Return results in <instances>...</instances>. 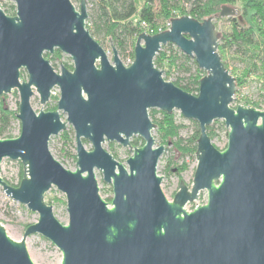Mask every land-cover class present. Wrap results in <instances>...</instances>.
<instances>
[{
  "label": "water",
  "instance_id": "95a60500",
  "mask_svg": "<svg viewBox=\"0 0 264 264\" xmlns=\"http://www.w3.org/2000/svg\"><path fill=\"white\" fill-rule=\"evenodd\" d=\"M10 1L14 16L0 9V97L17 91L20 131L16 138L0 140V164L20 162L23 176L17 187L0 178V188L38 220L20 242L0 225V264H33L25 246L31 235L52 243L61 252V264H264V110L234 100L235 78L217 52L213 18L185 15L171 20L166 31L141 33L132 63L124 66L113 47L110 61L90 35L86 0L78 10L70 0ZM236 13L223 6L218 17ZM167 45L206 73L197 95L165 81L154 66ZM56 50L71 59L72 70L54 71L44 54ZM54 88L57 109L34 112V93L44 106ZM150 110L178 111L199 129L192 184L188 188L180 181L171 202L157 175L158 161L169 149L155 143ZM215 121L228 129L223 151L207 135ZM67 125L75 138L74 171L48 148ZM133 137L143 145L133 148ZM113 142L131 153L126 167L104 150L103 144ZM95 171L111 186L110 203L99 195ZM51 188L65 197L67 225L44 202ZM202 191L206 204L187 212L185 206Z\"/></svg>",
  "mask_w": 264,
  "mask_h": 264
},
{
  "label": "trees",
  "instance_id": "16d2710c",
  "mask_svg": "<svg viewBox=\"0 0 264 264\" xmlns=\"http://www.w3.org/2000/svg\"><path fill=\"white\" fill-rule=\"evenodd\" d=\"M236 1L192 0L189 8L186 9L183 0H91L90 11L92 13L88 15L86 28L100 46L102 43L98 36L109 40L122 60H126L128 57L133 60V48L141 33L147 32L155 35L159 33V30L163 32L165 27H162L165 24L185 15L197 21L213 18L214 15L219 14L221 7H230ZM241 1L244 4L240 16L235 15L227 18L225 20L227 30L223 33L217 32V52L227 70L224 55H231L238 59L241 67L239 71H242L241 75L245 81L248 77H259L262 80L261 90L264 92V0ZM10 10L12 11L10 14L4 13L14 16V7L11 6ZM142 24L146 26V30ZM174 48L172 45L163 47L153 60L154 66L163 72L165 81H168L175 73L188 75L186 78H177L171 82L184 92L197 95L199 81L206 73L198 69L193 58L183 55ZM44 58L50 59L49 54H44ZM190 60L191 65L189 64ZM65 68L72 70V65ZM229 73L232 76L230 71ZM239 81L235 78L236 87L240 83ZM262 98H264V94ZM245 105L257 108L259 103ZM56 109L57 107L53 108L54 111ZM148 113L155 126L154 131L159 137L160 144H172L173 148L182 156L196 153L199 137V129L196 124H194L193 136L187 141L188 146H186L178 137L181 126L176 125L175 114H165L158 110H150ZM12 121H16V114L10 112L3 102H0V136L7 132ZM207 135L210 139L213 137L212 127L207 128ZM61 137L64 139V145L71 144L67 132H63ZM7 138L11 139V137ZM174 139H176L175 142ZM142 145L143 142L140 138L131 142L133 148ZM72 158L75 162V155ZM183 170L184 167L178 168L179 172Z\"/></svg>",
  "mask_w": 264,
  "mask_h": 264
},
{
  "label": "rangeland",
  "instance_id": "374dc122",
  "mask_svg": "<svg viewBox=\"0 0 264 264\" xmlns=\"http://www.w3.org/2000/svg\"><path fill=\"white\" fill-rule=\"evenodd\" d=\"M74 7L78 10L80 0H70ZM192 0H183L184 6L186 9L189 8ZM244 2L237 0L231 8H234L237 13L236 16H240ZM14 4L10 0H0V9L3 12L11 13L10 7ZM91 0H86V10L87 15L91 14ZM15 14V7H14ZM216 15L213 16V24L216 31L223 33L227 30L226 19L220 18ZM180 18V17H177ZM87 22V20H86ZM165 27V31L168 30L169 24H165L162 28ZM100 40L101 47L106 52L108 59H112V44L109 40L103 39L102 36H98ZM176 49V48H174ZM264 49V48H263ZM177 50V49H176ZM57 51V50H56ZM54 52L53 55H49L50 59H47L51 66L53 67L56 73L60 72L61 66L67 67L72 65L71 59L62 54L61 52ZM119 56V55H118ZM225 63L228 67V70L232 73V77L240 80L239 84L235 90L234 99L237 101L238 106L247 107L245 104L259 103L257 110H264V98L262 95L264 92L261 90L262 80L259 77H248L245 79L242 77V71L239 65L238 59L231 55H224ZM120 58V56H119ZM122 61V58H120ZM61 63V65H60ZM191 65V60L189 61ZM194 72V70H192ZM188 75L185 74H172L169 78V82L175 81L177 78H186ZM264 77V74H263ZM26 75L23 72L21 75V80L25 81ZM243 80V83H242ZM59 99V91L57 88L52 90V94L48 103L44 106L39 104V97L34 93L33 97L30 100V105L34 112L44 111L51 112L54 111L53 108L57 106ZM0 102L6 106V108L17 114L18 112V103L19 96L17 91H12L9 95H4L0 97ZM253 108V107H252ZM175 114L174 120L176 125L181 126L178 137L184 143L183 145L188 146L187 141L193 136L194 133V124L193 121L183 118L178 111H174ZM62 121L65 122L66 116L60 112ZM197 125V124H196ZM198 126V125H197ZM210 127L213 129V137L211 142L213 146L219 150L223 151L226 148L227 144V133L228 129L224 126L222 121H215ZM20 124L19 121H12L7 132L0 136V140L8 139L7 137L16 138L19 135ZM63 132H67V136L70 140L69 145H64V139L61 137ZM61 132L55 137H51L49 140L48 148L52 156L67 170H75V162L72 156L75 155V138L74 132L71 126L67 125L65 131ZM152 136L155 140L157 146H164L169 150H166L163 155L160 157L157 165V175L162 178L161 190L164 196L168 201H172L175 193L178 190L180 181L190 188L192 184V179L194 171L196 168V160L194 155H180L172 146V144L163 145L160 144L159 137L155 131L152 132ZM138 137H133L130 139V143ZM174 142L176 139L173 140ZM86 150H91V146L88 142L84 144ZM103 148L106 152L110 153L116 161L121 163L126 167L125 161L131 156V153L127 148H123L121 145L113 143L103 144ZM184 167V170L179 172L178 168ZM23 175V170L20 162L11 161L8 159H3L0 164V178L5 181L8 185L16 187ZM96 181L98 183L99 195L107 203L111 202L112 199V190L109 184H105L102 181V175L99 171H95ZM44 202L52 207V212L56 220L62 224L67 225L68 223V214L66 211V201L63 194L58 192L55 188H51L49 192L45 194ZM207 202V193L202 191L198 195V199L190 204L185 206L187 212H191L198 206L205 205ZM38 220V215L29 211L26 206L15 202L6 197L3 190L0 188V225L4 228L6 235L14 242H20L22 240L23 234L28 226L35 224ZM25 246L27 253L33 264H61L62 255L61 252L48 240L44 239L40 235H31L25 240Z\"/></svg>",
  "mask_w": 264,
  "mask_h": 264
},
{
  "label": "built area",
  "instance_id": "2783aa9c",
  "mask_svg": "<svg viewBox=\"0 0 264 264\" xmlns=\"http://www.w3.org/2000/svg\"><path fill=\"white\" fill-rule=\"evenodd\" d=\"M170 25V24H169ZM142 27L146 30V26L144 25V24H142ZM160 32H162V31H160L159 30V33ZM144 33H146V34H148V35H151V34H149V33H147V32H144ZM132 61L133 60H131L129 57L126 59V60H122V63H123V65L124 66H129L131 63H132ZM52 94V93H51Z\"/></svg>",
  "mask_w": 264,
  "mask_h": 264
}]
</instances>
